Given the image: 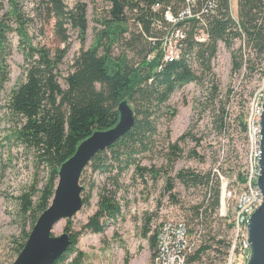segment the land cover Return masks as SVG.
Wrapping results in <instances>:
<instances>
[{
    "label": "trees",
    "instance_id": "16d2710c",
    "mask_svg": "<svg viewBox=\"0 0 264 264\" xmlns=\"http://www.w3.org/2000/svg\"><path fill=\"white\" fill-rule=\"evenodd\" d=\"M106 1L108 9L100 20L104 29L97 33L90 48L81 49L73 57L63 73L60 65L69 50L70 32L76 31L81 42L84 41L87 30L86 3L77 2L69 7L63 0H39V16L44 15V21L53 22L54 33L64 45L51 50L44 45L32 44L26 26L31 18L25 16L18 0H0L1 84L8 79L9 34H17L24 56L23 79L9 92L4 107V116L10 123L7 138L23 148L34 164L45 170L46 175L42 187L31 186L19 197L21 213L31 219L32 225L50 205L58 170L74 154L77 145L94 131L114 126L118 121L121 101L126 100L132 105L135 115L133 127L114 144L98 152L87 165L92 173L108 174L110 184L99 189L97 208L78 231H73L70 221L67 223L65 231L71 242L54 264H82L84 253L76 247L80 235L84 232L102 234L109 222L121 217L122 205L117 195L123 187L119 179L124 172L133 169L134 176L144 184L147 177L153 182L160 178L162 167L145 166L141 160L145 154L155 153L153 137L171 94L189 83L200 82L201 78L193 70L192 62L209 77L204 102L201 103L205 108L206 103L213 102L218 93L211 61L217 55L219 43L230 49L236 40H241L257 57L264 54V0H237L236 18L231 15L229 0H214L212 12L196 16L195 13L202 6V0H196L194 15L185 16L175 25L184 32L179 58L162 64V35L170 27L165 11L169 10L173 17H178L186 7V0ZM202 32L206 34L203 41L198 38ZM115 44L120 47L117 55H113ZM242 57L241 51L233 54L232 73L241 69ZM248 60L250 64L251 60ZM248 68L253 71V65ZM211 76L213 80H210ZM246 113L233 120L244 134ZM227 116L228 112L220 107L214 121L218 131L226 132L229 129ZM189 136L190 133L185 132L175 142H166V149L159 153L166 161L168 170L172 169L181 154L179 142ZM192 140L198 143V139L193 137ZM190 156L197 157L195 148ZM235 163L232 162V166ZM242 168L239 166L229 176L236 175L239 182H243ZM112 173L115 174L112 176ZM175 178L186 189H206L202 201L194 207V218L202 228L207 229V233L202 234L187 263L199 261L221 246L225 247L223 254L226 255L229 247L226 237L218 238V232L214 234L210 224L207 225L208 219L220 205L219 182L217 179L214 181L210 172L200 173L192 169L179 170ZM172 181V178H166L165 188L168 192L173 190ZM90 182L89 190L82 197L85 206L89 205L94 188L93 181ZM149 223L150 219H147L142 234L154 252L158 230L151 232ZM227 228L231 229L230 223ZM193 231L191 228L190 233ZM27 237V232H24L22 241L17 243V254ZM71 255L74 256L68 261ZM208 264L213 262L209 261Z\"/></svg>",
    "mask_w": 264,
    "mask_h": 264
},
{
    "label": "rangeland",
    "instance_id": "374dc122",
    "mask_svg": "<svg viewBox=\"0 0 264 264\" xmlns=\"http://www.w3.org/2000/svg\"><path fill=\"white\" fill-rule=\"evenodd\" d=\"M18 1L25 16L31 18L26 26L32 44L44 45L51 50L62 48L64 45L54 33L53 22L44 21V15L39 16V0ZM63 1L69 7L77 2H84L87 6V30L84 41L81 42L76 31L70 32L69 50L60 65L61 71L65 73L73 57L81 49L90 48L95 42L97 33L104 29L100 20L108 9V2L106 0ZM229 1L231 15L236 18L237 0ZM8 38L11 44L10 55L7 58L8 79L3 84L0 83V264H12L18 255L17 243L22 241L23 233L29 234L33 227L31 219L25 218L21 213L20 195L31 186L42 187L46 179L45 170L37 167L23 148L17 147L11 138H7L10 123L4 116V107L9 92L24 76V56L18 36L16 33H11ZM119 50L120 47L115 44L113 55H117ZM240 51L243 55L241 69L232 73L233 54ZM248 59L251 60L250 64ZM252 65L253 71H250L248 67ZM191 66L200 76V82L189 83L171 94L164 107L165 113L158 120L157 133L153 137L156 143L155 153L145 154L141 160V164L145 166L162 167L160 178L153 182L147 177L144 184L140 178L134 176L133 169L121 175L119 181L123 187L117 198L122 205V215L118 220L109 222L102 234L84 232L80 235L76 247L84 253L82 264H125L126 260L127 264H151L153 250L149 248L148 240L142 234L147 219H150L151 232H156L161 222L167 219H181L190 229L201 231V236L205 235L207 229L202 228L194 218V207L202 201L206 189L200 187L186 189L175 178L176 173L181 169H192L200 173L210 172L214 181L217 179L219 182V187L225 182L230 187L233 178L229 176L231 171L237 170L239 166L243 168L246 166L248 144L245 134L240 131L237 122L233 123V120L240 114L245 115L254 91L262 82L264 54L257 57L241 40H236L230 49L219 43L217 55L211 61L218 93L213 102L206 103L205 108L201 103L204 102L203 96L209 77L201 73L195 62H192ZM211 79L213 80L212 76ZM220 107H224L228 112L226 121L230 127L226 132L218 131L214 123ZM185 132H189L190 136L179 142L181 154L172 169L168 170L166 161L159 153L166 149L169 141L175 142ZM193 137L198 139L197 144L192 140ZM194 148L197 152L196 158L190 156ZM232 162L236 163L232 166ZM167 177L173 180L171 192L165 188ZM90 181H93L94 188L91 191L89 205H83L74 216L61 219L53 228L52 236L66 232L65 227L69 221L73 231H78L96 210L99 189L105 184H110V181L108 174L92 173L91 168L87 166L80 178V185L83 186L82 197L89 190ZM223 202L224 204L221 203L216 213L208 219L207 225L210 224L214 234L218 232V238L226 237L228 242L231 230H228L227 225L230 223L233 203L229 200ZM223 207L227 212V217L224 218L220 216ZM223 253L225 247L221 246L217 251L204 255L201 260L188 264H208L209 261L213 264H226L228 255ZM73 256L71 255L68 261ZM235 264H242L241 259Z\"/></svg>",
    "mask_w": 264,
    "mask_h": 264
},
{
    "label": "built area",
    "instance_id": "2783aa9c",
    "mask_svg": "<svg viewBox=\"0 0 264 264\" xmlns=\"http://www.w3.org/2000/svg\"><path fill=\"white\" fill-rule=\"evenodd\" d=\"M195 8L196 0H186V7L178 14V17H173L169 10L165 11V18L170 27L161 40L160 48L163 53L161 64L179 58L183 46L181 40L184 38V32L175 25L185 16H193ZM214 8V0H202V6L195 15L198 16L207 11L212 12ZM156 23L158 25V22ZM198 38L203 41L206 39V34L202 32ZM263 99L264 77L249 101L245 118L248 160L245 162L246 166L242 168L244 181L239 182L236 175H233L230 187L226 182L220 186V206L221 203L224 204V200L233 203L229 221L231 233L227 250L228 263L226 264H235L239 259H241L242 264H245L248 260L247 223L250 215L262 202V194L256 181L259 176L260 118ZM220 216L227 217L224 207L220 212ZM194 230L193 233H190L189 225L181 219H167L161 222L157 231L156 247L151 264H188V257L194 253L201 239V231Z\"/></svg>",
    "mask_w": 264,
    "mask_h": 264
},
{
    "label": "water",
    "instance_id": "95a60500",
    "mask_svg": "<svg viewBox=\"0 0 264 264\" xmlns=\"http://www.w3.org/2000/svg\"><path fill=\"white\" fill-rule=\"evenodd\" d=\"M118 121L111 128L94 131L82 140L74 152L58 170L57 182L51 203L37 218L23 248L12 264H54L70 245L67 232L52 236L53 228L61 219L74 216L83 206L80 178L91 159L100 151L114 144L135 123L130 104L123 100L118 105ZM259 176L256 184L262 194V202L250 215L247 223L249 257L245 264H264V99L260 118Z\"/></svg>",
    "mask_w": 264,
    "mask_h": 264
}]
</instances>
